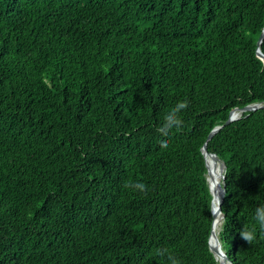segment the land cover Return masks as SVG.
I'll list each match as a JSON object with an SVG mask.
<instances>
[{
    "label": "trees",
    "instance_id": "obj_1",
    "mask_svg": "<svg viewBox=\"0 0 264 264\" xmlns=\"http://www.w3.org/2000/svg\"><path fill=\"white\" fill-rule=\"evenodd\" d=\"M263 30L264 0H0V264H220L205 144L221 248L264 264V108L225 125L264 104Z\"/></svg>",
    "mask_w": 264,
    "mask_h": 264
},
{
    "label": "clouds",
    "instance_id": "obj_2",
    "mask_svg": "<svg viewBox=\"0 0 264 264\" xmlns=\"http://www.w3.org/2000/svg\"><path fill=\"white\" fill-rule=\"evenodd\" d=\"M187 107V100H178L165 110L163 119L156 128V131L162 134L161 143L164 146H167L169 143V140L165 137L171 135L173 130L179 131L183 127L184 121L181 118V114L187 109ZM125 187H132L144 192L151 190V186L148 182L142 179H130L126 182ZM253 219L254 225L251 228L244 227L240 232L242 239L249 244H252L256 240L258 233H264V204L255 208ZM166 264H183V261L176 255L167 253Z\"/></svg>",
    "mask_w": 264,
    "mask_h": 264
},
{
    "label": "bare ground",
    "instance_id": "obj_3",
    "mask_svg": "<svg viewBox=\"0 0 264 264\" xmlns=\"http://www.w3.org/2000/svg\"><path fill=\"white\" fill-rule=\"evenodd\" d=\"M241 113H242L241 111L234 112L232 115V118L236 120L239 119L241 117ZM207 155H209V158L207 157ZM207 155L205 157V161H206V166L208 170V180L210 181L209 184H210V187L212 189V194H213L212 204L214 205V209L216 213V219H215V214H214L215 222L213 223L214 229H213V234L210 239V247L217 253V259L220 264H229L225 261V259L219 253L220 244L218 243L220 227H221L222 220H223L222 214L218 211L219 200L223 193L222 191V181L224 177L223 166L221 162L215 156H212L210 154H207ZM215 159L218 161L217 163ZM221 169L223 173L221 172ZM212 210H213V207H212ZM213 213H214V210H213Z\"/></svg>",
    "mask_w": 264,
    "mask_h": 264
},
{
    "label": "water",
    "instance_id": "obj_4",
    "mask_svg": "<svg viewBox=\"0 0 264 264\" xmlns=\"http://www.w3.org/2000/svg\"><path fill=\"white\" fill-rule=\"evenodd\" d=\"M264 41V30L259 38V41H258V49H257V56L262 59L264 61V55L262 54L261 50H260V46L262 44V42ZM260 108H264V104H258V105H253V106H248V107H245L243 109H235L233 110L231 113H230V117L229 119L227 120V122L225 123V125H228L230 124L231 122L233 121H236V119H233L232 118V115L234 112H237V111H241V112H251V111H256L257 109H260ZM238 120V119H237ZM222 128V126H218V127H215L212 132L210 133L209 137H208V140H210L215 134H217L219 132V130ZM202 153H203V156H204V159L206 157L207 154H210L212 156H215L217 159L218 157L215 155V154H211L208 152V149H207V144L204 145L203 149H202ZM205 164H206V161H205ZM224 165V164H223ZM207 168V166H206ZM224 171H225V165H224ZM208 172V170H207ZM207 181H208V185H209V189H210V192L212 194V189L210 187V184H209V180L207 178ZM223 181H224V177H223ZM222 195L220 197V200H219V206H218V211L222 214V204H223V201H224V197H225V189L222 187ZM213 196V194H212ZM212 203H213V199H212ZM212 214H213V217H214V213H213V210H212ZM222 217L223 214H222ZM223 221V220H222ZM214 223V222H213ZM213 230V229H212ZM220 233V232H219ZM211 236H212V232H211ZM211 236H210V239H211ZM220 244V242H218ZM209 245H210V240H209ZM210 250L212 251V253L216 256L217 258V253L210 247ZM219 253L221 254V256L225 259V261L229 264H233V262L226 256V254L224 253V251L222 250L221 248V244H220V247H219Z\"/></svg>",
    "mask_w": 264,
    "mask_h": 264
},
{
    "label": "rangeland",
    "instance_id": "obj_5",
    "mask_svg": "<svg viewBox=\"0 0 264 264\" xmlns=\"http://www.w3.org/2000/svg\"><path fill=\"white\" fill-rule=\"evenodd\" d=\"M207 157L209 158V155H207ZM221 166V165H220ZM221 172L223 173L222 169H221ZM224 174V173H223ZM208 176V175H207ZM220 242V241H219Z\"/></svg>",
    "mask_w": 264,
    "mask_h": 264
}]
</instances>
